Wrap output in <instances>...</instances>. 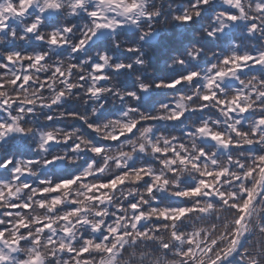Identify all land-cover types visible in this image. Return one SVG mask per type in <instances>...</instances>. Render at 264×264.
<instances>
[{"label": "snow or ice", "instance_id": "snow-or-ice-1", "mask_svg": "<svg viewBox=\"0 0 264 264\" xmlns=\"http://www.w3.org/2000/svg\"><path fill=\"white\" fill-rule=\"evenodd\" d=\"M0 264H264V0H0Z\"/></svg>", "mask_w": 264, "mask_h": 264}]
</instances>
